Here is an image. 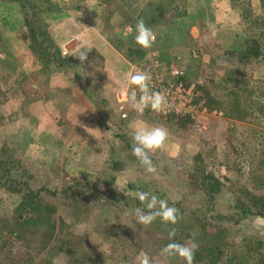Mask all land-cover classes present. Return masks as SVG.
Masks as SVG:
<instances>
[{
    "label": "rangeland",
    "instance_id": "1",
    "mask_svg": "<svg viewBox=\"0 0 264 264\" xmlns=\"http://www.w3.org/2000/svg\"><path fill=\"white\" fill-rule=\"evenodd\" d=\"M242 1L250 2L253 13L264 11V0ZM41 2L43 13L38 24L47 28V24L56 20L61 13L59 8L73 6L75 1ZM233 7L235 13H231ZM206 8L196 18L194 37L198 43L192 44L190 53L195 55L183 63L188 73L184 69L182 76L185 81L201 78L203 83L200 90L206 103L222 111L202 132L195 131L186 119L176 120L149 109H145L142 115L131 110L124 119L115 113L110 92L112 86L117 88L121 83L107 84V77H111L110 70L124 62L123 68L125 66L124 70H128L130 75L144 70L148 64L147 49L136 45L133 37L116 35L112 42L110 40L114 48L122 53H118L117 57L110 51L112 47L108 43L102 45L104 53L88 44L92 50L83 64L77 57L65 55L72 52L77 43L75 39L67 40L63 46H59L64 58L62 65L50 62V69L46 72L30 48L33 58L28 60L24 41L18 40L21 36H14V43L9 39L0 42V53L7 57L0 60V85L7 89L8 95V99L0 105L5 115L0 124V146L5 143L10 152H14L12 156L18 161L16 167H19L14 169L16 175L22 172L24 182L34 189L42 188L39 194L56 203L64 219L63 229L77 241V250L71 256L57 253L52 259L53 264H139V258L144 253L150 257L151 264H183L179 257L163 256L154 241L168 235L173 227L194 234L197 226L194 224L190 227L191 211L205 216L210 230H214L218 222L229 224L227 226L231 231L228 241H240L245 232L264 239V217L248 215L234 224L230 219L219 217L227 214L234 217L231 193L223 186L214 199L208 200L201 188L192 184L188 175L196 168L195 153L203 148L206 164L219 171L224 185L228 186L235 179L242 178L236 177L238 172L232 162V133H249L247 126H255L264 132V118H259L255 123L233 119L226 115L222 102L208 99L216 89L213 84L216 75L237 63L232 46L243 42L246 35L241 26L238 27L239 4L230 0L225 6L218 4L214 8ZM18 20L25 24L20 3L0 0V30L3 27L5 34H9L8 23L19 25L21 21ZM235 20L238 21V28L233 24ZM128 24L132 25L133 30V24ZM213 31L215 36L212 35ZM127 45L133 46L129 47L131 57L122 52L128 48ZM260 73L261 70L254 71L255 76H260ZM97 79L104 81L105 86L95 83ZM85 101H89L90 105H84ZM79 115L86 117L82 123L83 129L88 128V133L95 130L103 132L99 136L109 145L102 138L101 146L96 145L95 139L90 137L85 141L81 139V134L77 135L80 132L77 125L81 123ZM144 124L163 126L169 132L165 146L151 154L152 163L157 168L155 174L147 173L132 155L133 130ZM259 135L263 136L262 133ZM250 139L253 137L248 136L245 143ZM102 148H105L101 151L105 154L104 158L95 161L93 150ZM73 149L79 158L75 161L69 157ZM82 154L88 160L85 165L80 161ZM219 161L221 163H217ZM138 191L154 194L179 209L181 218L178 223L165 224L157 218L148 227L135 224L131 213L136 208L148 211L136 197ZM16 196V192L0 186V210L11 208ZM187 241L190 239L184 238L182 243ZM17 258H23L22 252L17 254Z\"/></svg>",
    "mask_w": 264,
    "mask_h": 264
},
{
    "label": "trees",
    "instance_id": "2",
    "mask_svg": "<svg viewBox=\"0 0 264 264\" xmlns=\"http://www.w3.org/2000/svg\"><path fill=\"white\" fill-rule=\"evenodd\" d=\"M16 1L21 5L28 29L29 48L43 71L48 70L50 62L62 65L64 58L59 45L48 29L38 24L43 13L42 0ZM233 2L241 6L238 27L241 26L246 36L239 45L232 46L237 63L216 75L217 79L213 81L216 89L208 99L222 102L227 116L255 123L264 118V11L253 13L248 1ZM129 47L133 46L129 45L122 51L127 57H131ZM256 70H261L262 74L255 76ZM7 99V89L0 85V105ZM170 116L189 122L184 116ZM4 118L0 109V124ZM246 130L249 133H232L230 137L232 162L238 172L236 177L242 178L225 186L222 174L206 164L203 148L195 153L196 168L188 174L192 184L198 185L208 200L214 199L215 194L221 192L223 186L226 187V191L231 193L235 214L234 217L231 214L219 217L230 219L233 224L248 215L264 217V132L255 126H247ZM248 136L253 139L245 143ZM0 152V186L17 193L14 205L0 210V264H53L52 259L57 253L71 256L77 250V241L63 229L64 219L56 203L39 194L42 188L34 189L24 182L22 172L16 175L14 169H19L16 167L18 161L13 158L14 152H10L7 144L0 146ZM190 216V227L197 226L195 233L176 230L172 240L182 243L184 238H188L199 245L194 264H264L263 238L245 232L240 241H228L229 224L218 222L214 230H210L205 216L195 211H191ZM170 242L169 235H165L155 240L154 244L161 251ZM19 252L23 254L21 260L17 258Z\"/></svg>",
    "mask_w": 264,
    "mask_h": 264
},
{
    "label": "crops",
    "instance_id": "3",
    "mask_svg": "<svg viewBox=\"0 0 264 264\" xmlns=\"http://www.w3.org/2000/svg\"><path fill=\"white\" fill-rule=\"evenodd\" d=\"M63 2L75 1L73 6L61 7L58 10L61 12L56 20L52 23H48L47 29L52 35L54 41L59 45L63 46L67 40H76V49L82 42L86 44H91L96 47V49L104 53L105 51L102 45L108 43L112 48H109L113 55L117 57V54H122L120 50L114 48L111 44L112 40L116 35H124L128 38H134L136 35L135 25L138 19H143L148 26L152 28V31L156 34V41L152 48H155L158 52V56L163 59L167 64H174L180 66L185 73L187 69L185 68V62L193 58L195 53H190L193 49L192 44L195 43V26L197 23L196 18L201 15L208 7H215L218 4L225 6L230 0H61ZM228 1V2H227ZM204 5H207L206 7ZM122 13H121V11ZM229 12V11H227ZM231 13H235V7L231 9ZM21 21V20H18ZM133 24V30L125 31L123 30V25L126 23ZM238 21L233 22L237 27ZM9 28L7 33L4 31L3 27L0 30V42L5 40H11L14 43V36H21L18 40L24 41V49L26 50V57L29 59L33 58L31 56V51L29 49V37L27 36L28 31H26V25L23 21L19 25H12L8 23ZM115 27L118 28V32L115 31ZM14 31V32H13ZM16 33V34H15ZM75 36H77L75 38ZM195 36V37H194ZM192 37V38H191ZM111 40V42H110ZM197 41V38H196ZM106 46V45H105ZM70 47V46H68ZM74 47V46H73ZM107 47V46H106ZM145 50V49H144ZM31 52V53H30ZM124 56V55H123ZM26 58V59H27ZM205 59V58H203ZM207 61L209 60L206 58ZM14 60V59H13ZM206 61V60H204ZM18 63V61H15ZM122 62V61H121ZM123 63L114 66L111 71V77H107V84L113 83L121 85L116 88L112 86L111 99L115 102V91L119 88L124 87L127 84V78L129 76L128 70H124ZM184 63V64H183ZM21 64V61H20ZM22 68V67H21ZM114 80V81H113ZM101 83L104 87V81L97 79V82ZM100 89V88H98ZM105 89V88H104ZM74 102V101H73ZM114 102L112 106L114 107ZM80 105V103L78 102ZM74 105H76L74 103ZM84 105H90L89 101H85ZM103 106H101L102 108ZM115 110V107H114ZM116 113V112H115ZM116 115V114H115ZM86 117L79 115L78 120L81 121L78 127L77 135L81 134V139L84 141L87 137L95 139L96 145L103 143V138L101 139L99 135L103 132L98 133L95 130L94 133H88L83 129V122ZM77 119V118H75ZM88 134V135H87ZM99 137V140H98ZM80 139V137H76ZM102 142V143H101ZM76 143V141H75ZM104 143L109 145L105 140ZM87 146V144H85ZM88 146H91L88 143ZM101 146V145H100ZM101 150H93V157L95 161H99L103 154ZM75 149H73L70 159H79L77 153L75 154ZM80 152H78V156ZM77 157V158H76ZM83 159L80 161L85 165L84 154H82ZM104 158V157H103ZM83 165V166H84Z\"/></svg>",
    "mask_w": 264,
    "mask_h": 264
},
{
    "label": "clouds",
    "instance_id": "4",
    "mask_svg": "<svg viewBox=\"0 0 264 264\" xmlns=\"http://www.w3.org/2000/svg\"><path fill=\"white\" fill-rule=\"evenodd\" d=\"M131 31V29H129ZM136 35L134 42L142 49H150L156 41V34L152 28L148 26L143 19H138L135 25ZM212 35L216 33L213 31ZM91 47L82 42L72 52L65 53L66 56H75L81 64L87 59ZM4 53H0V60L6 59ZM87 75H92L87 73ZM151 74L146 71H139L135 74H130L127 78V86L123 89L122 95L125 101L130 105L131 109L139 114H143L145 109H150L153 112L161 113L169 107V101L166 95L160 91H153L149 87ZM33 87H38L33 85ZM88 128H85V131ZM88 132V131H87ZM169 132L163 126H148L144 124L133 130L132 134V155L136 157L140 165L149 174H155L157 168L152 163L151 154L161 150L168 140ZM136 197L148 209L145 212L141 208H136L131 215L134 217L135 224L148 227L157 218L165 224L176 225L181 218L179 209L174 206H169L168 201L159 199L156 195H150L145 191H138ZM176 229L173 227L169 232L170 243L161 249V253L165 257H179L184 264H194L195 253L199 245L190 240L185 243H177L172 238L175 236ZM139 264H151L150 257L144 253L139 258Z\"/></svg>",
    "mask_w": 264,
    "mask_h": 264
},
{
    "label": "built area",
    "instance_id": "5",
    "mask_svg": "<svg viewBox=\"0 0 264 264\" xmlns=\"http://www.w3.org/2000/svg\"><path fill=\"white\" fill-rule=\"evenodd\" d=\"M125 31L132 30L131 24L124 26ZM77 36H75L76 38ZM65 52V50H63ZM148 64L142 71L151 74L149 87L153 91L164 93L169 101V107L160 115H178L187 117L192 128L197 132L208 129L215 116L222 114L221 110L211 108L201 93V78L185 81L182 76L184 70L178 65L165 63L155 48L147 49ZM127 84L115 91L114 107L119 118L124 119L132 110L125 101L122 91ZM150 110V109H149ZM156 113V112H155Z\"/></svg>",
    "mask_w": 264,
    "mask_h": 264
}]
</instances>
